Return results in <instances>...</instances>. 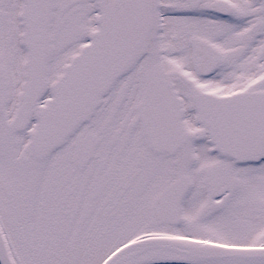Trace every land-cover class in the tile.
<instances>
[{
  "label": "snow or ice",
  "instance_id": "6c2138e0",
  "mask_svg": "<svg viewBox=\"0 0 264 264\" xmlns=\"http://www.w3.org/2000/svg\"><path fill=\"white\" fill-rule=\"evenodd\" d=\"M0 264H264V0H0Z\"/></svg>",
  "mask_w": 264,
  "mask_h": 264
}]
</instances>
